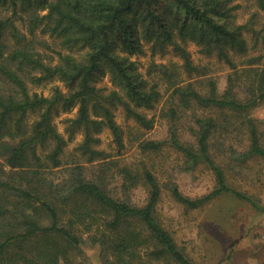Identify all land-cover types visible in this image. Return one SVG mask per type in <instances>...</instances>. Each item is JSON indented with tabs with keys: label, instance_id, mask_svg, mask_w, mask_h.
<instances>
[{
	"label": "trees",
	"instance_id": "1",
	"mask_svg": "<svg viewBox=\"0 0 264 264\" xmlns=\"http://www.w3.org/2000/svg\"><path fill=\"white\" fill-rule=\"evenodd\" d=\"M247 2L254 10L239 24L243 5L236 0H0V264H72L89 242L104 264H134L141 251L194 264L156 218V175L144 162L122 166L94 146L106 128L117 153L125 147L113 113L119 106L150 130L155 120L147 112L161 105L167 138H141L140 153L169 146L183 154L185 170L204 164L212 171L214 187L202 196L167 185L184 208L230 194L264 211V202L228 182L211 152L239 163L264 159V130L252 116L264 103V0ZM189 41L227 66L222 91L193 63ZM145 43L152 54L171 48L185 73L197 77L152 64L167 84L163 99L158 83L142 78L131 60ZM106 73L115 86L105 90L97 82ZM49 82L58 83L49 94L34 90ZM74 109L59 132L54 118ZM78 131L82 140L64 164ZM111 178L119 182L115 190ZM139 188L146 193L141 204L131 199Z\"/></svg>",
	"mask_w": 264,
	"mask_h": 264
},
{
	"label": "rangeland",
	"instance_id": "2",
	"mask_svg": "<svg viewBox=\"0 0 264 264\" xmlns=\"http://www.w3.org/2000/svg\"><path fill=\"white\" fill-rule=\"evenodd\" d=\"M248 0H236L243 5L237 15V22L245 23L254 8ZM166 3V2H165ZM263 16V15H262ZM264 17V16H263ZM38 34V33H37ZM40 37V34H38ZM195 65L205 67V74H212L217 81L219 91L226 84L229 72L227 66L218 62L215 57H207L200 53V47L189 41L186 45ZM144 52L133 55L131 60L137 65L142 78L151 83H158L163 99L166 97V82L161 73L153 71L152 64L175 66L182 79H195L197 73L189 77L182 68V59L171 48L164 52L152 54L150 44H143ZM55 82L34 87V90L49 94ZM60 84V83H59ZM103 89L114 88L109 73L104 74L97 82ZM160 104L149 110L148 116H154V126L150 130L139 128L131 119H127L121 106L113 110L115 121L123 130L125 147L118 154L112 140L111 133L105 128L98 136L99 142L95 148L110 152V159L119 161L122 166L138 167L144 162L146 167L157 177L161 186V196L156 207V218L160 225L173 237L175 243L194 264H264V211H258L249 204L230 194H221L203 206L196 209H186L171 195L167 185L175 183L179 191L188 197L194 198L209 193L215 184L212 171L204 164H198L191 170H185V158L169 146H163L158 152L142 154L137 149L138 140H163L167 138V122L159 116ZM72 112L61 113L54 118L57 130L64 133V120L75 116ZM252 116L259 120L264 130V103L252 112ZM33 120L30 116L29 121ZM182 130V129H180ZM134 138V139H133ZM185 134L183 135V140ZM82 140V133L76 132L73 139L68 141L63 155V163L71 160L75 147ZM247 142V141H245ZM243 145H246L245 143ZM264 146V137H262ZM215 160L222 165L228 182L253 198L264 202V159L251 158L245 163L235 162L225 155L219 154L216 148ZM119 182L115 178L108 180L109 188H116ZM146 193L143 188L134 190L131 199L137 204L145 201ZM72 264H104L100 258L99 247L91 242L82 245V254L75 253L69 260ZM134 264H176L168 259H155L145 256L143 251Z\"/></svg>",
	"mask_w": 264,
	"mask_h": 264
}]
</instances>
